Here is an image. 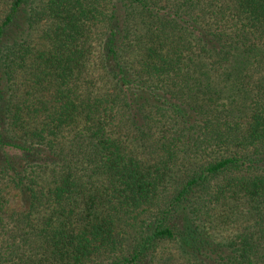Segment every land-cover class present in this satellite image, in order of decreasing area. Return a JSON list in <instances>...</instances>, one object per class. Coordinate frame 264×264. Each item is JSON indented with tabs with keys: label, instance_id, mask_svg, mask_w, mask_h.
Returning a JSON list of instances; mask_svg holds the SVG:
<instances>
[{
	"label": "trees",
	"instance_id": "1",
	"mask_svg": "<svg viewBox=\"0 0 264 264\" xmlns=\"http://www.w3.org/2000/svg\"><path fill=\"white\" fill-rule=\"evenodd\" d=\"M0 264H264V0H0Z\"/></svg>",
	"mask_w": 264,
	"mask_h": 264
}]
</instances>
